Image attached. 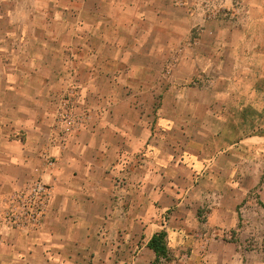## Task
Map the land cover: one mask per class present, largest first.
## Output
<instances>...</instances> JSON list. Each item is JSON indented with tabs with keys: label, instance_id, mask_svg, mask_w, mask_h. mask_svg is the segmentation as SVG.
Returning a JSON list of instances; mask_svg holds the SVG:
<instances>
[{
	"label": "crops",
	"instance_id": "crops-1",
	"mask_svg": "<svg viewBox=\"0 0 264 264\" xmlns=\"http://www.w3.org/2000/svg\"><path fill=\"white\" fill-rule=\"evenodd\" d=\"M160 1L155 7L146 4L144 9L163 18L166 8L172 6ZM244 4L248 15L242 31L239 25L230 30L227 20L204 18L203 34L194 39L199 51L183 57L171 85L164 80L159 82L165 72L159 73L156 85L151 86L146 80L145 89L156 86L162 95V103L155 105L159 132L148 131L145 120L151 111L143 114L140 103H80L81 109L90 108L91 114L84 115L80 132L66 146L54 134V112L59 103H34L38 87L33 73L37 67L13 62L15 58L31 62L34 55L3 48L4 40L21 45L22 38H0V201L9 200L38 175L44 152H54L58 157L57 167L46 177L53 187L45 219L38 230H16L13 264H159L148 242L161 230L167 232L168 248L176 255L189 248L187 238L193 231L186 227L187 223L170 228L160 221L163 214L176 203L174 219L181 222V217L185 218V194L203 183L204 172L212 173L220 156L243 158L264 148V129L246 137L241 127L246 121L251 122L249 103L252 123L264 117V0H246ZM191 6L187 1L178 9L187 13L182 22L196 27L197 17ZM180 22L173 21L178 25ZM81 25L86 27L84 22ZM156 25L164 33L165 23L157 21ZM148 36L144 35L146 41L141 39L139 43H147ZM78 37L84 43L88 38L86 33ZM173 38L179 44L188 37L178 34ZM150 40L148 43L156 48L148 52V47L144 55L154 57L156 50L155 56L163 58L164 38L157 34ZM92 56L89 70L99 76L104 69L95 63L103 57ZM110 65L109 60L105 69L109 74ZM145 72L152 74L151 69ZM194 75L205 78L204 90L212 93L204 103L224 104L221 113H211L221 118L222 126L213 139L202 135L190 138L181 150L177 130L180 103L201 106L195 99H183L192 89L186 82ZM107 80L106 86L111 89L114 83L109 77ZM94 82L91 76L90 81L79 84L84 92H90L96 91ZM10 97H16V103ZM165 103H172V111L165 110ZM153 106L154 103H145L144 108ZM193 118L202 119L196 115ZM163 128L167 132L161 131ZM219 165L221 169L228 166ZM230 171L238 168L233 166ZM212 176L206 178L211 180ZM117 177H121V184H117ZM217 214L226 218L229 213L222 206L215 210ZM208 257L195 256L188 261L179 260L178 264H212Z\"/></svg>",
	"mask_w": 264,
	"mask_h": 264
},
{
	"label": "rangeland",
	"instance_id": "rangeland-1",
	"mask_svg": "<svg viewBox=\"0 0 264 264\" xmlns=\"http://www.w3.org/2000/svg\"><path fill=\"white\" fill-rule=\"evenodd\" d=\"M164 1L172 7L166 8L162 18L158 13L144 9L146 4L155 7L160 0H0V38L14 36L13 38L23 40L21 45H11L4 40L3 48L15 53L21 49L34 55L35 60L31 62L26 59L16 61V58L13 62L30 63L32 67H37L33 73L38 87L34 103H59L54 112V128L57 127L54 134L61 145L66 146L70 138L81 130L79 123L74 128L73 135L60 133L58 123L61 113L65 110L72 111L74 117L91 114L90 108L85 112L80 103H140L143 114L151 111L149 118L145 120L148 131L159 132L155 105L162 103V95L157 92L156 86L151 90L149 87L145 89L146 80L152 83L151 86L156 85L159 73L165 72L166 76L161 75L159 82L164 80L165 84L171 85L172 75L179 70L178 65L183 57H187V53L199 51V44L195 45L194 39L203 34L204 18L227 20L230 30L239 25L242 31L248 15L244 8L246 0ZM187 1H190L191 8L195 11L198 23L196 27L182 22L187 13L179 9ZM11 20L12 23L9 22ZM177 20L181 21V25L173 23ZM157 21L165 23L164 33L156 25ZM83 22L86 24L85 28L80 26ZM83 33L88 37L85 43L78 37ZM157 34L164 38L163 58L155 56L156 50L154 57L144 55L148 47V52L156 48V45L148 42L152 35ZM178 34L187 35L188 38L176 44L173 37ZM144 35H149V41L139 43L141 39L146 41ZM93 54L103 57L97 58L95 63L101 65L100 69H104L99 76L89 70L92 69ZM109 60L112 69L110 74L105 70ZM146 69H151L152 74L146 73ZM91 76L95 79L92 86L96 91L84 92L79 83L90 81ZM108 77L114 83L111 89L106 86ZM186 83L192 89L183 99H195L201 102V106L191 107V103H180L177 130L180 132L181 150L186 148L184 145H187L190 138L202 135L209 140L213 139L222 126L221 118L214 116L224 108L221 103H204L205 98L209 99L212 94L204 90L207 83L205 78L194 75ZM10 99L16 103V97ZM145 103H154V106L144 108ZM165 105L166 111H172V103ZM249 107L247 110L251 122L246 121L241 125L242 134L246 137L263 132L264 129V117L261 116L252 123V103H249ZM193 115L202 119L196 121ZM120 128H124L123 124ZM161 131L167 132L166 128ZM60 137H64L63 141ZM40 158L42 169L38 175L50 186L52 194L53 185L46 177L57 167L58 157L54 152L48 151ZM220 159L219 164L228 166L221 169L218 164L211 170L212 173L204 172L203 183L185 194L188 201L185 205V218L181 217V222L174 219L177 218L175 216L178 210L174 203L160 219L170 228L187 223L186 227L193 233L187 238L192 248L189 246L188 249H182L178 255L168 248V258H161L159 264H178L179 260L188 261L195 256L204 258L206 255L212 264H221V261L227 264L264 262V148L243 158L220 156ZM48 160L53 162V166L48 165ZM233 166L238 171H230ZM121 171L123 173V169ZM210 174L213 175L211 180L206 178ZM120 178H116L117 184H121ZM13 195L9 200L0 201V264L16 262L18 229L11 226L8 220V213L16 205L12 202ZM222 206L229 213L225 215L226 218L215 215V210ZM195 249L198 251L195 252Z\"/></svg>",
	"mask_w": 264,
	"mask_h": 264
},
{
	"label": "built area",
	"instance_id": "built-area-1",
	"mask_svg": "<svg viewBox=\"0 0 264 264\" xmlns=\"http://www.w3.org/2000/svg\"><path fill=\"white\" fill-rule=\"evenodd\" d=\"M63 112L58 123L59 130L60 133L71 136L79 123L81 126L84 117H74L72 111L68 110ZM60 138L63 141L64 137ZM48 165L53 166V162L48 160ZM51 195V188L42 177L40 175L33 177L27 187L14 193L12 202L16 205L8 213L9 224L27 233L39 228L47 214Z\"/></svg>",
	"mask_w": 264,
	"mask_h": 264
},
{
	"label": "trees",
	"instance_id": "trees-1",
	"mask_svg": "<svg viewBox=\"0 0 264 264\" xmlns=\"http://www.w3.org/2000/svg\"><path fill=\"white\" fill-rule=\"evenodd\" d=\"M148 247L154 251L156 255V262H159L161 258L167 259L169 255L167 232L161 230L155 233L148 242Z\"/></svg>",
	"mask_w": 264,
	"mask_h": 264
}]
</instances>
